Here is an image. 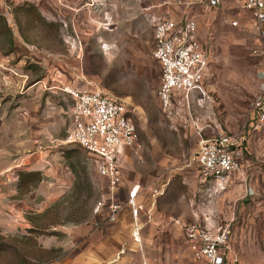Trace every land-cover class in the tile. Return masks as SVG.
<instances>
[{
  "label": "rangeland",
  "instance_id": "rangeland-1",
  "mask_svg": "<svg viewBox=\"0 0 264 264\" xmlns=\"http://www.w3.org/2000/svg\"><path fill=\"white\" fill-rule=\"evenodd\" d=\"M139 5V0H0V18L8 25L0 19L1 58L7 68L0 71V126L3 118L8 120L0 128V171L18 165L0 178L12 173L6 181L17 188L21 171L40 174L28 178L30 190L7 192V199L21 200L17 230L9 225L11 211L1 204L0 233L18 253L10 249L0 254V264L22 258L32 264L60 259L70 264L88 238L106 237V244L86 258L97 255L117 259L115 264H137L144 254L149 264H198L185 245V230L194 223H229L232 250L243 264H264V127L253 130L248 118L262 62L255 26L238 0L191 10L198 37L211 53L201 89L191 94L193 106L209 124L241 138L246 150L242 170L216 189L200 183L194 132L175 128L161 108L153 30ZM83 6L86 14L78 13ZM237 17L241 25L232 27L230 21ZM114 22L118 27L111 31ZM43 79L46 85L28 91ZM64 88L105 90L130 109L140 144L126 151L122 163L126 185L140 183L144 188L143 252L130 251L136 246L128 208L114 223L93 212L106 182L82 148L64 141L71 104ZM28 135L31 145L17 149V141ZM20 152L23 158L15 161ZM30 164L36 170H29ZM126 189L120 190L121 197ZM72 226L90 228L80 232L78 248L63 232ZM32 227L37 229L28 232ZM122 249L127 251L119 257Z\"/></svg>",
  "mask_w": 264,
  "mask_h": 264
},
{
  "label": "built area",
  "instance_id": "built-area-1",
  "mask_svg": "<svg viewBox=\"0 0 264 264\" xmlns=\"http://www.w3.org/2000/svg\"><path fill=\"white\" fill-rule=\"evenodd\" d=\"M238 1L253 20L261 43L256 51L262 61L258 88L248 111L252 129L257 131L264 127V0ZM225 2L199 0V4L207 9L218 8ZM240 17L231 20L230 25L239 27ZM198 36V21L193 15L178 20L158 19L154 22L152 56L161 73L158 90L161 108L175 128L194 132L198 150L193 159L199 167L200 183L213 184L217 189L242 170L246 150L241 138L209 124L197 115L193 106L191 94L201 89L211 55L209 45ZM64 92L73 100L70 129L64 141L85 150L106 182V191L93 212L114 223L128 208L133 219L131 237L143 252L140 214L144 209V188L140 183L126 185L122 163L126 151L140 144L139 130L130 109L125 100L105 90L64 88ZM124 187H127L126 194L121 197L119 192ZM230 238L229 223L212 226L194 223L185 230L186 247L198 264H243L240 256L233 252ZM124 253L125 249H122L117 255L120 257ZM141 264L148 262L143 259Z\"/></svg>",
  "mask_w": 264,
  "mask_h": 264
},
{
  "label": "crops",
  "instance_id": "crops-1",
  "mask_svg": "<svg viewBox=\"0 0 264 264\" xmlns=\"http://www.w3.org/2000/svg\"><path fill=\"white\" fill-rule=\"evenodd\" d=\"M225 1H227V0H225ZM139 4H140L139 5L140 6V10H139L140 11V15L143 16L144 19L151 25L152 30H153V36H154V22L157 21L158 19L174 18V17L183 18V17H187L189 15H192L191 10L193 8H195L196 6L204 8L203 6H201L199 4V0H139ZM126 5H127V3H125V1H124L123 7L126 6ZM85 7L86 6H83L82 8H79L77 10L78 13L84 12L83 10L85 9ZM84 13L86 14V12H84ZM249 18H250V16H249ZM249 20H250V22H253V20L251 18ZM109 26H110L109 30H111V31H116L117 27H118V25L115 22L113 24H110ZM106 45H107L108 49H110V45H108V44H106ZM103 48H104V46H103ZM4 60H5L4 58L0 57V71H2L1 69H4V68L7 69L4 66ZM9 76H11V75H7V73H6L5 79H8ZM42 83H44L46 85L45 79L31 84L30 85L31 87L29 88L28 91H30L32 88H34L35 86H37L39 84H42ZM53 88H54V86L50 87L49 89H53ZM78 90L85 91V90H88V89L79 88ZM66 98L71 101V104H70V107H69V117H70V110H71V106L73 104V100L70 97V95H68L67 93H66ZM16 110H17V108L15 110H13V112H11V115H14L16 113ZM5 112L7 114L6 116H8V114L10 113V109L6 108ZM4 119H6V118H3L0 128H2V125H3V127H6L7 124H8L7 123L8 120H4ZM27 137L28 138L24 137V139H21L20 141H17V143H16V145L18 146L17 149H20L22 147V145H23V148H24V146L28 147V146L31 145L30 142H28L29 140H31V135H28ZM19 151H21V150H19ZM45 153H47V152H45ZM45 153H43V155L41 156L42 158H44V156H45L44 154ZM15 155L20 156V157H17L15 159V161H20L23 158V154L21 152L15 154ZM16 167H18V165H15L13 167H9V168H7L8 171L6 169H5V171L10 172L9 170L11 168L15 169ZM28 169L29 170H36V168H34L32 165L30 167H28ZM5 171L4 170L0 171V174L2 172H5ZM7 178H11L12 179V173L7 174L5 178H0V190L4 189L3 192H1L2 190L0 191V208H1V204H2L4 209H7V210L9 209L11 211V212L8 213L9 225H11V227H13L12 229H16L17 230V227H18L19 221H20L19 217H20V209H21V204H20L21 200L18 199V198L14 199V200L13 199L9 200V199L6 198L7 192H11L12 194H17L16 186L15 187L12 186L13 184H11L9 186L7 181H6ZM14 180H16V177H15ZM125 209L123 210L122 213L125 212ZM119 220H120V218H119ZM25 227H29V226L25 225ZM87 227L89 228V226H86L85 229L82 228V227L78 228L77 226H72V227H69V228H65V230H63V232L65 234H67V235H70V237L72 239V245L77 247L76 239H78V237L80 235V232L83 235L85 230L87 231V230L90 229V228L88 229ZM83 229H84V231H83ZM142 238H143V234H142ZM108 240L109 239L107 237L105 239H101V238H93V239H91V238H88V240H87L88 244H86L87 246L82 248L83 251L77 250V254H75L72 257V259L70 260V264H106L105 262L111 261V260H108V259H101L100 257H97V255L94 258H91V257L90 258H86V256L89 255L88 252L93 250L96 253L97 250H99L101 248V246H104ZM41 242L44 243L43 240H41ZM133 243H134V246H136V248L132 247L130 249V251H133L134 253H137L138 251L142 252L141 249H140V246L137 243H135L134 241H133ZM61 245L64 246V243H62ZM143 247H144V243H143ZM126 251L127 250L125 249V253H126ZM121 255H123V254H121ZM65 259H66V257H65ZM143 259H146V258H144V254H143ZM146 261H147V259H146ZM115 262L116 261L112 262V264H115ZM67 263H68V261H67ZM141 263H142V261L140 263L137 262V264H141ZM51 264H66V262L64 263V259H60L59 261H56L55 263H51ZM148 264H149V262H148Z\"/></svg>",
  "mask_w": 264,
  "mask_h": 264
},
{
  "label": "trees",
  "instance_id": "trees-1",
  "mask_svg": "<svg viewBox=\"0 0 264 264\" xmlns=\"http://www.w3.org/2000/svg\"><path fill=\"white\" fill-rule=\"evenodd\" d=\"M4 21L5 26L8 27V25L5 22V18H0ZM81 148V147H80ZM85 151V150H84ZM86 152V151H85ZM87 153V152H86ZM40 174L37 171H21L18 176H19V185L17 186V188L19 189V192H22L25 190H30L31 186L27 185L28 182V178H34V177H38ZM35 227L29 228L28 232H34L35 231ZM4 237L3 235L0 233V254L2 253H6L9 252L10 249H14L17 252V249L14 248L12 245L6 243L5 241H3ZM53 249H51L52 251ZM18 253V252H17ZM49 262V261H48ZM14 264H32L30 261L26 260L25 258H22L19 262L14 263Z\"/></svg>",
  "mask_w": 264,
  "mask_h": 264
},
{
  "label": "bare ground",
  "instance_id": "bare-ground-1",
  "mask_svg": "<svg viewBox=\"0 0 264 264\" xmlns=\"http://www.w3.org/2000/svg\"><path fill=\"white\" fill-rule=\"evenodd\" d=\"M106 47V46H105Z\"/></svg>",
  "mask_w": 264,
  "mask_h": 264
}]
</instances>
